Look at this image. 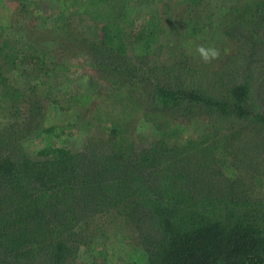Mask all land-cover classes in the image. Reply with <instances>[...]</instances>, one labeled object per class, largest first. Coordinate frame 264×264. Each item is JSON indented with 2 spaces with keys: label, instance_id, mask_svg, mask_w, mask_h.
Listing matches in <instances>:
<instances>
[{
  "label": "rangeland",
  "instance_id": "obj_1",
  "mask_svg": "<svg viewBox=\"0 0 264 264\" xmlns=\"http://www.w3.org/2000/svg\"><path fill=\"white\" fill-rule=\"evenodd\" d=\"M139 1L127 2L136 18L162 13L163 3ZM25 3L6 0L8 7H0V25L6 27L0 36L25 44L54 42V62L69 70L72 91L79 88L92 99L86 109L64 111L38 96L32 69L20 78L34 105L21 125L0 114V264H222L231 247L263 248L264 21L254 14L264 13V0H171L159 26L165 33L158 43L136 42L128 65L142 70L122 86L95 63L90 43L102 37L104 22L121 17L123 2L106 11L105 20L90 19L84 0ZM66 19L72 25L60 28ZM77 19L94 26V36L76 30ZM186 20L203 29L183 41ZM199 45L218 48L219 59L204 63L195 51ZM65 80L64 71L55 73V84ZM164 87L181 89L182 99L203 112L193 119L172 115ZM148 112L180 119L164 136ZM69 122L78 124L64 128L62 136L44 130ZM187 136L186 145L173 140ZM53 141L75 155L79 184L69 201L44 212L21 170L28 157L48 173L66 171L53 156L40 154ZM199 213L216 218L215 250L199 246L195 237L171 246L170 232L192 229L187 221Z\"/></svg>",
  "mask_w": 264,
  "mask_h": 264
},
{
  "label": "trees",
  "instance_id": "obj_2",
  "mask_svg": "<svg viewBox=\"0 0 264 264\" xmlns=\"http://www.w3.org/2000/svg\"><path fill=\"white\" fill-rule=\"evenodd\" d=\"M2 1L3 0H0V7ZM26 1L27 0H20L22 7L26 5ZM84 1L85 12H90V19L94 20H105L107 16L106 11L117 9L120 2H123L121 17L113 22H104L102 27L104 31L102 37L92 41L93 43H90L93 48L90 52L91 54L95 53V55H92L95 63L98 64L99 67H102V72L108 74L111 73L113 76L118 77L119 81L116 83L121 84L122 86L128 75L134 73L136 70H142L138 66L128 65L127 57L134 52L136 42L143 41L147 45L158 43L159 40H161V35L165 33L166 30L163 32L159 26L162 24L163 14L168 13L171 9L170 4L168 3L171 2V0H138L140 4L145 3L148 6L163 3L161 14H158V11H155L151 14V18L144 15L142 19L136 18L134 16V6L132 4H127L128 1L132 0ZM197 1L199 0H177L178 4L181 5ZM225 1L228 3H238L242 1L243 3L245 0ZM89 8L92 10L89 11ZM254 16H257L255 19L256 21L259 20V17L261 21H264V13L261 11L258 13L256 12ZM84 18L85 17H83V19ZM139 20H143V23H139ZM184 22L186 26L183 41L194 38L203 29L202 25H197L193 20H186ZM73 24L76 30H84L85 34L88 36H94V26L92 27L86 24L82 25L78 19ZM66 25H72L71 21L66 19L65 23L59 25V27L63 28ZM131 27L135 31V34L130 33ZM5 28L6 27L0 25V30H4ZM53 43L41 39L39 41H29L28 44H25L23 42L19 43L18 41H13L9 38L6 39L0 36V104L3 103V106L0 105V114L7 118L9 124L12 126L21 125L22 122H26L27 114L33 110L34 103H32V99L27 92L28 87L19 84V80H21L20 78L28 69H32L33 71V84L41 89L38 96L41 98L43 96L44 99L58 104L61 110L77 112L86 109L91 104V94L79 88H75L72 91L71 82L67 81L69 78V70L63 63L54 62L56 48L50 45ZM110 52L113 53L115 57H103L99 55V53L104 54ZM60 70L64 71L66 77V80L63 81L61 85L55 84L54 82L55 73ZM186 77L190 78L189 74ZM165 88L168 87H164V89ZM162 92L163 90L160 94ZM183 93L184 92H182L181 89L177 90L174 88H168L165 89V93H162V95H168L170 98L172 102L170 108L172 115L173 113L176 114L175 112H178L180 116H185L187 119L197 118L196 116H199V114L203 112L202 107L194 105L190 101H187V99H182L181 94ZM190 98L192 97L190 96ZM216 102L219 103L220 101ZM194 107H196V109ZM146 116H149L148 119L156 124V128L159 131L162 130L161 133L164 136L168 135L167 130L169 125L172 124L173 121L175 122L180 119L175 118L172 120L171 115L166 113L161 115L156 114L151 117L150 112H148L146 113ZM159 116L162 118H159ZM157 118L159 119L157 120ZM201 118L205 121L203 117ZM12 120L13 122H11ZM166 121H168L169 124H167ZM77 124L78 123L76 122H69L63 124V126H59L58 124L51 125L47 128L45 127L44 130L53 138L55 136H62L64 128H71ZM86 124H90V122H87ZM58 128L61 129V132H56ZM178 133L179 131L174 132L176 135ZM190 139L191 136H187L186 140L182 142V139L180 140V138H173L174 141L183 143V145H186ZM40 154L53 156L56 163H59L60 167L66 170L61 174L59 173L60 175H56L55 172L51 171L48 173L44 167L45 164L32 161L28 157L24 158L21 173L24 175L26 186L32 190L35 204L44 212H47L52 208H56L63 202L69 201L71 199L70 195H75V192L78 191L76 187L79 184V177L77 167L72 161L75 155H73L69 149L56 146L53 141L49 143L47 147L42 149ZM203 214L207 215L205 213H199L196 214L195 220L187 221L189 224L193 225L192 229L190 228L185 231L184 228H180L171 231V246L183 245L187 240H190L191 237H195L194 239L200 244L199 246L205 247L206 250H208V248L215 250V246H217L219 242L216 236L211 234V231L216 234V231H218V224L217 222L216 224L214 223L216 218L211 216H205L202 218L204 216ZM193 218H195V216H193ZM239 228L240 226L233 227L234 230H238ZM250 228L252 227L243 226L241 229L248 231L251 230ZM255 245L256 244H251L248 249L243 251L239 248L231 247V249L226 252L225 256L220 257L219 261L222 260V264H264V241L262 244L263 248L260 246L253 247ZM213 259L215 260V258ZM163 262L164 263L161 264H174L171 260L166 259H163Z\"/></svg>",
  "mask_w": 264,
  "mask_h": 264
},
{
  "label": "clouds",
  "instance_id": "obj_3",
  "mask_svg": "<svg viewBox=\"0 0 264 264\" xmlns=\"http://www.w3.org/2000/svg\"><path fill=\"white\" fill-rule=\"evenodd\" d=\"M196 53H198L199 59L204 63H210L212 60L219 59L220 50L215 46H203L199 45L196 48Z\"/></svg>",
  "mask_w": 264,
  "mask_h": 264
},
{
  "label": "crops",
  "instance_id": "obj_4",
  "mask_svg": "<svg viewBox=\"0 0 264 264\" xmlns=\"http://www.w3.org/2000/svg\"><path fill=\"white\" fill-rule=\"evenodd\" d=\"M1 7H8V5H6V0H3L2 2H1ZM3 26V25H2Z\"/></svg>",
  "mask_w": 264,
  "mask_h": 264
}]
</instances>
